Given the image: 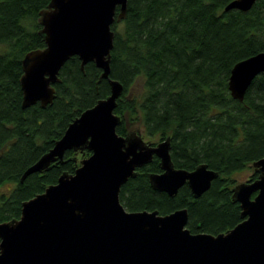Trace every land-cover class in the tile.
Wrapping results in <instances>:
<instances>
[{"label": "trees", "instance_id": "obj_1", "mask_svg": "<svg viewBox=\"0 0 264 264\" xmlns=\"http://www.w3.org/2000/svg\"><path fill=\"white\" fill-rule=\"evenodd\" d=\"M48 1L0 0V221L18 217L22 200L61 172L74 171L88 149H66L62 160L20 180L75 116L109 93L108 80L98 79L101 68L88 61L81 69L74 54L58 71L51 102L21 106L22 58L45 44L38 17ZM228 1L127 0L125 16L111 24L109 75L122 83L113 110L120 116L117 133L139 121L150 136H170L175 166L193 169L205 162L218 172L197 197L187 183L169 195L149 183L148 173L161 170L153 155L121 184L119 199L128 210L167 213L186 207L192 232L215 234L241 219L231 175L264 156V71L252 79L243 100L227 88L232 65L264 50V0L245 11L225 10ZM137 82L138 97L131 91ZM256 176L253 170L250 179Z\"/></svg>", "mask_w": 264, "mask_h": 264}, {"label": "water", "instance_id": "obj_2", "mask_svg": "<svg viewBox=\"0 0 264 264\" xmlns=\"http://www.w3.org/2000/svg\"><path fill=\"white\" fill-rule=\"evenodd\" d=\"M254 1L230 0L224 9L245 11ZM126 6L127 0H49L39 10L45 44L22 58L21 106L51 102L58 71L74 54L81 69L88 61L101 68L98 79L108 80L109 93L75 116L23 170L20 180L62 160L66 149L89 150L73 172H61L55 182L22 200L18 217L0 221V264H264V156L252 161L255 178L231 188L241 219L215 234L190 231L186 207L159 213L128 210L121 203V184L153 155L161 170L148 173L149 183L169 195L187 183L197 197L218 174L205 162L193 169L175 166L169 135L151 144L135 129L117 133L120 116L113 110L122 83L109 75L111 24L125 16ZM263 71L264 50L236 61L227 80L231 96L243 100Z\"/></svg>", "mask_w": 264, "mask_h": 264}, {"label": "rangeland", "instance_id": "obj_3", "mask_svg": "<svg viewBox=\"0 0 264 264\" xmlns=\"http://www.w3.org/2000/svg\"><path fill=\"white\" fill-rule=\"evenodd\" d=\"M116 28L118 30H121L122 29V22H119L118 25H116ZM131 91H132V94L134 96L138 97L139 93L141 92V88L139 86V82H137V83L134 84V86H133V88H132ZM129 128L130 129H135L137 132H140L141 135L143 136V138L146 139V140H149V141H152V142H158L159 140H161V139H159V136L157 134L152 135V136L146 134L145 131H144L143 125L139 121H136L132 125H129L128 126V129ZM82 157H84V156H82ZM81 158H79V160ZM78 164H79V161H78ZM253 170H254V167L252 165V162H248L244 166V168H242L241 170H238V171L232 173L231 177H233V178L236 179L235 180V183L236 182H239V181H242V180H247V179H250V174H252Z\"/></svg>", "mask_w": 264, "mask_h": 264}, {"label": "flooded vegetation", "instance_id": "obj_4", "mask_svg": "<svg viewBox=\"0 0 264 264\" xmlns=\"http://www.w3.org/2000/svg\"><path fill=\"white\" fill-rule=\"evenodd\" d=\"M144 139V138H143ZM163 139V138H162ZM145 141H147V142H150L151 144H155L156 142H152V141H149V140H146V139H144Z\"/></svg>", "mask_w": 264, "mask_h": 264}]
</instances>
